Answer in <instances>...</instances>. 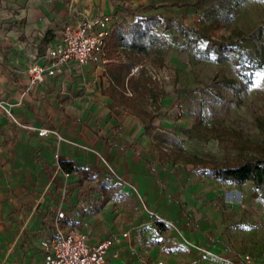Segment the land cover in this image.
Segmentation results:
<instances>
[{"label":"crops","instance_id":"1","mask_svg":"<svg viewBox=\"0 0 264 264\" xmlns=\"http://www.w3.org/2000/svg\"><path fill=\"white\" fill-rule=\"evenodd\" d=\"M73 17L68 0H13L11 11L0 6V264H40V242L61 208L65 228L87 227L92 235V226L108 223V206L83 208L81 181L115 188L138 209L134 228L122 231L129 237L108 252L105 264H221L217 256L230 252L222 238L226 213L220 222L211 203L223 192L196 180L188 166L151 156V142L136 126L121 123L120 132L113 130L114 122L98 126L74 99L78 90L89 99L87 72L97 61L106 63L103 54L29 86L25 71L41 63L47 47L60 38L57 28ZM41 129L52 133L40 137ZM61 164L73 172H63ZM229 212L228 225L239 221V209ZM147 227L156 230L161 244L145 247L146 240L135 239L138 231L145 237ZM110 234L120 233L108 227L97 238ZM175 243L177 250L163 251Z\"/></svg>","mask_w":264,"mask_h":264},{"label":"rangeland","instance_id":"2","mask_svg":"<svg viewBox=\"0 0 264 264\" xmlns=\"http://www.w3.org/2000/svg\"><path fill=\"white\" fill-rule=\"evenodd\" d=\"M68 4L74 17L60 24L57 28L60 32L84 18L111 11L115 13L113 31L120 29L125 37H128L129 25L140 16L157 14L176 22L169 30L155 28L166 38L167 47L158 56L142 59L132 70L135 79L126 88L129 104L121 97L114 101L107 98V84L103 85L105 62H96L85 79L91 90L89 99L85 100L87 94L83 90H78V96H74L84 107L88 119L93 116L92 121L98 126L105 121L114 122L113 130L118 132L123 130L121 123L125 122L130 128L136 126L151 142V156L157 159L158 150L173 149L168 139L162 140L163 136L178 140L188 153L209 154L216 159L225 155L233 157L240 152L227 143L219 144L218 140L206 141L212 136L210 133L201 126L198 131L193 129L199 122L264 145V64L258 70L247 71L243 77L235 74L228 63H217L213 56L207 57L203 52L210 38L264 60V0H95L93 4L88 0H68ZM12 5L13 0H0V6L8 11L12 10ZM141 7L151 9L142 12ZM102 54L104 56V50ZM119 57L122 62L131 61L126 51H120ZM151 156L147 157L152 160ZM188 167L196 180H206L207 187L223 192L211 206L212 210L216 207L213 213L218 214L220 222L226 213L222 233L225 247L230 252L250 254L264 261V186L255 189L251 182L235 186L212 181ZM78 184L85 201L83 208L92 204L108 206V223L92 226V235L102 236L108 227L119 233L129 230L131 225L134 228V219L139 214L130 197L108 185L99 189L90 181ZM238 209L239 221L228 225L232 221L229 217L233 218L229 211ZM142 230L147 235L143 237L138 231L135 239L139 243L146 240L145 247L162 243L156 241L159 239H155L154 228ZM177 245L162 244L163 251L166 248L177 250Z\"/></svg>","mask_w":264,"mask_h":264},{"label":"trees","instance_id":"3","mask_svg":"<svg viewBox=\"0 0 264 264\" xmlns=\"http://www.w3.org/2000/svg\"><path fill=\"white\" fill-rule=\"evenodd\" d=\"M150 9V7H141L139 10L147 12ZM173 23L176 25L172 18H164L157 14L140 16L129 25L128 37H125L120 29L111 33L104 48L106 63L103 76L107 83V92H105L107 98L114 101L121 97L124 103L129 104L126 88L135 79L132 70L142 59L158 56L167 47L166 38L158 34L155 28L169 30L173 27ZM120 51L129 53L131 61L122 62L119 59ZM203 52L207 57L213 56L217 63H228L235 74L243 77L247 71L258 70L264 64V60H257L248 51L237 50L210 38ZM199 126L212 135L208 136L206 141L218 140L219 144L227 143L233 150L240 149V152L233 157L225 155L216 159L209 154L188 153L178 140L163 136L162 140H169L173 144V149L169 152L158 150L159 161L170 162L172 165L191 166V169L196 170L204 179L225 181L235 186L251 182L255 189L264 186V145L244 140L235 133L228 134L224 130L204 126L200 122L195 124L193 129L198 131ZM61 169L67 174L73 172V169L66 167V164H61Z\"/></svg>","mask_w":264,"mask_h":264},{"label":"built area","instance_id":"4","mask_svg":"<svg viewBox=\"0 0 264 264\" xmlns=\"http://www.w3.org/2000/svg\"><path fill=\"white\" fill-rule=\"evenodd\" d=\"M113 28L114 14L92 16L65 26L59 40L47 47L41 63L31 65L25 71L29 86H36L46 78L54 77L66 65L81 67L95 62L102 55ZM51 133L41 129L38 135L46 137ZM65 221L66 213L61 208L50 223L48 238L40 242L44 251L40 264H105L108 252L129 237L128 232H122L95 238L87 227L65 228ZM217 259L221 264H264L250 254L233 252H225ZM156 264L165 263L160 261Z\"/></svg>","mask_w":264,"mask_h":264}]
</instances>
